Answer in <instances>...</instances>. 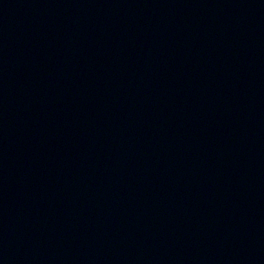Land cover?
Segmentation results:
<instances>
[{"label":"water","instance_id":"water-1","mask_svg":"<svg viewBox=\"0 0 264 264\" xmlns=\"http://www.w3.org/2000/svg\"><path fill=\"white\" fill-rule=\"evenodd\" d=\"M0 264H264V0H0Z\"/></svg>","mask_w":264,"mask_h":264}]
</instances>
